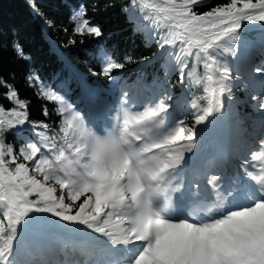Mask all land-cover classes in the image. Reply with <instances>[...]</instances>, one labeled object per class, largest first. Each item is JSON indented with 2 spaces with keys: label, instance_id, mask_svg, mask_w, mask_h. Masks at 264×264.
I'll return each mask as SVG.
<instances>
[{
  "label": "snow or ice",
  "instance_id": "6c2138e0",
  "mask_svg": "<svg viewBox=\"0 0 264 264\" xmlns=\"http://www.w3.org/2000/svg\"><path fill=\"white\" fill-rule=\"evenodd\" d=\"M25 2L46 34L67 10L71 38L51 43L69 70L66 50L105 37L99 5ZM119 8L155 51L102 46L103 81L45 83L18 33L0 44L47 102L34 119L15 75H0V264H264V0Z\"/></svg>",
  "mask_w": 264,
  "mask_h": 264
},
{
  "label": "trees",
  "instance_id": "16d2710c",
  "mask_svg": "<svg viewBox=\"0 0 264 264\" xmlns=\"http://www.w3.org/2000/svg\"><path fill=\"white\" fill-rule=\"evenodd\" d=\"M89 5V12L92 8H96L95 19L103 26L105 37L101 44L86 40L84 44L77 43L70 51L64 52V57L76 67L80 73L89 76L91 80H105L102 75L92 76V73L99 72L100 69L96 65L92 53L102 46L106 45L115 51L117 58L124 54H131L137 60L144 55H148L155 48L148 49L144 47L143 41L139 37L132 36V29L127 22L125 14L120 11L119 5L123 0H82ZM210 6L216 3V0H207ZM57 30H51L49 36L42 31V26L31 15L25 0H0V44H3L9 35L13 32L18 33V38L25 47V50L32 57L31 67H34L41 79L48 83L54 80L55 75L64 71L68 75H72L64 61L59 58L55 49H53L51 41L54 40L58 44H64L71 37L66 36L61 29L64 26L71 25L68 21V12L61 9L57 16ZM79 41V38L77 37ZM133 63H126L127 69ZM28 65L22 61L16 60L9 48L7 51L0 47V75H15V83L19 88L22 98L32 101L31 112L34 119L43 118L41 109L47 103L35 96L33 89L26 86L24 82V74L28 70ZM178 78H173V84L177 83ZM51 107V105H48Z\"/></svg>",
  "mask_w": 264,
  "mask_h": 264
}]
</instances>
